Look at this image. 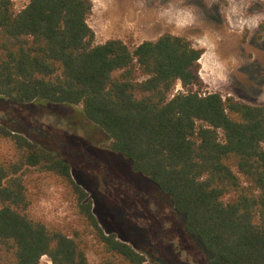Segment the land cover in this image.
Here are the masks:
<instances>
[{"label": "trees", "instance_id": "trees-1", "mask_svg": "<svg viewBox=\"0 0 264 264\" xmlns=\"http://www.w3.org/2000/svg\"><path fill=\"white\" fill-rule=\"evenodd\" d=\"M92 0H0V97L81 105L134 174L170 196L209 264H264V105L201 93L202 49L165 33L131 48L96 43ZM264 30V22L261 24ZM180 82L184 90L175 92ZM0 264H146L105 229L72 166L0 121ZM37 172V176L34 174ZM71 196L78 223L52 228L31 213L41 177ZM150 264H160L152 260Z\"/></svg>", "mask_w": 264, "mask_h": 264}, {"label": "rangeland", "instance_id": "rangeland-1", "mask_svg": "<svg viewBox=\"0 0 264 264\" xmlns=\"http://www.w3.org/2000/svg\"><path fill=\"white\" fill-rule=\"evenodd\" d=\"M92 1L88 23L96 43L121 39L134 48L165 33L186 37L203 50L202 85L194 90L264 105V0ZM13 2L20 10L29 0ZM178 90H184L180 82ZM0 121L68 161L74 178L89 192L100 224L143 252L146 264H209L208 254L186 233L184 217L170 196L111 151L109 135L86 118L81 105L18 104L0 97ZM31 213L52 228L78 223L69 192L53 177H41ZM88 258L89 264H99L94 252ZM39 264L52 262L43 256Z\"/></svg>", "mask_w": 264, "mask_h": 264}]
</instances>
